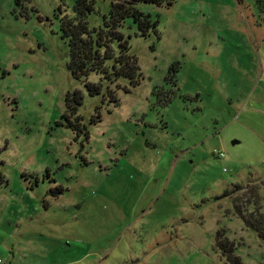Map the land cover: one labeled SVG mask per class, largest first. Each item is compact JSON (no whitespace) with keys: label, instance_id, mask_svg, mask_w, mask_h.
I'll return each mask as SVG.
<instances>
[{"label":"rangeland","instance_id":"rangeland-1","mask_svg":"<svg viewBox=\"0 0 264 264\" xmlns=\"http://www.w3.org/2000/svg\"><path fill=\"white\" fill-rule=\"evenodd\" d=\"M74 2L0 0L2 264H264V0L138 3L136 82L72 76Z\"/></svg>","mask_w":264,"mask_h":264},{"label":"trees","instance_id":"trees-1","mask_svg":"<svg viewBox=\"0 0 264 264\" xmlns=\"http://www.w3.org/2000/svg\"><path fill=\"white\" fill-rule=\"evenodd\" d=\"M174 0H109L105 12L96 9L95 0H75L72 15H63L61 20L62 37L69 48L68 69L72 76L83 79L91 73H101L104 78L117 80L127 77L130 82H136L137 60L130 52L129 40L120 28L126 19H131L140 28L149 26L152 21L141 11L137 4L140 2L161 5H170ZM97 14L100 20L98 25H91L89 16ZM89 93H100L101 84L87 82ZM113 95V94H112ZM114 97V96H113ZM67 113L63 114L66 126L82 132L85 127L78 125L71 119L77 114L78 106L82 103V96L77 91L65 97ZM3 175L0 172V183ZM247 226L251 227L264 240L263 215L250 217L238 211ZM222 232L216 235L217 246L225 262L222 264H243L235 252V246L221 239ZM225 238V237H224Z\"/></svg>","mask_w":264,"mask_h":264},{"label":"built area","instance_id":"built-area-1","mask_svg":"<svg viewBox=\"0 0 264 264\" xmlns=\"http://www.w3.org/2000/svg\"><path fill=\"white\" fill-rule=\"evenodd\" d=\"M219 155L221 156L222 155V153L221 152H219ZM0 264H2V260L0 259Z\"/></svg>","mask_w":264,"mask_h":264},{"label":"water","instance_id":"water-1","mask_svg":"<svg viewBox=\"0 0 264 264\" xmlns=\"http://www.w3.org/2000/svg\"><path fill=\"white\" fill-rule=\"evenodd\" d=\"M234 142H236V141H234Z\"/></svg>","mask_w":264,"mask_h":264}]
</instances>
